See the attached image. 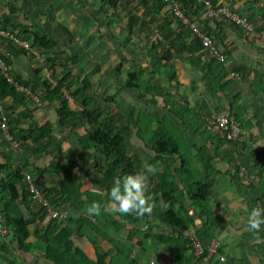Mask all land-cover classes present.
Returning a JSON list of instances; mask_svg holds the SVG:
<instances>
[{"label": "crops", "instance_id": "obj_1", "mask_svg": "<svg viewBox=\"0 0 264 264\" xmlns=\"http://www.w3.org/2000/svg\"><path fill=\"white\" fill-rule=\"evenodd\" d=\"M134 1L139 2V0ZM213 1L226 6L229 11L250 23L256 36L227 20L214 25L206 20L204 11L196 9L195 14L190 15L191 21L211 37L218 53L223 56L222 62L212 57L214 71L207 73L199 71L200 63L204 61H198L197 54L190 53L191 50L188 48L190 39L186 29L178 24L175 25L172 18L164 16L162 13L164 9L157 14H151L141 3L139 4L146 12V24L153 22L157 28H160L156 37L158 40L162 35L168 34L165 24L170 22L169 28L174 33H171L168 41L177 47V55H172L168 61H156L168 51L174 53V49L168 48L166 43L155 42L153 45L150 34L143 35L141 32L135 33L137 40H133L135 35L131 31L139 26L129 33L124 30L125 27L122 31L120 29L119 33H115L114 29L106 31L108 38L117 43L115 50L119 57L122 55L123 65H117L119 72L116 67V71L122 74V83L111 95L114 98L109 106H106L108 112L99 113V118L108 115L111 121L110 124L107 123L108 127L104 133L109 137L119 135L122 138L124 156L129 159L136 158L134 164L136 169L133 174L141 171L146 165L155 163L154 156L144 148L142 141L137 139V133L143 135L145 139L147 132L154 130V118L157 117L163 122V126H167L170 133L176 134L179 152H177V160L174 154V161L168 162V167L179 168L180 159L184 160L182 167L185 168V174L177 178L176 183L179 197L182 198V208L177 211V216L183 220L186 227L181 231L170 228L155 217L168 210L159 195L150 194L151 188L158 182L159 175L163 174L165 164H160L157 167V174L150 178L149 195L155 204L151 215L138 218L134 224H128L118 214H101L93 218L86 214L81 205L78 210H72L67 204L61 203L55 209L61 216L53 219L29 200L33 217L39 220L36 226L38 229L45 228L50 219L57 220L51 226L49 235L53 236L59 228H64L69 233L71 241L88 258L93 259L96 252L102 256L105 264H264L262 237L264 227L255 235L246 228L248 210L252 208L254 200L264 193V42L257 37L258 32H264V0ZM78 2L85 4L84 8L88 12L91 9L92 20H95V14H103L102 10H98L99 5L96 1L78 0ZM118 2L124 9L126 5H122L120 0ZM147 6L149 7V4ZM38 16L40 14L36 11L30 23L36 24L35 19H39ZM105 19L114 20L113 17L107 19L106 16ZM64 21L75 26L76 33L82 36H85L86 31L89 30L85 25L88 24L87 21L84 23L81 18L69 16L67 13L62 15L61 21L53 20L62 30L66 29L62 25ZM40 26L42 27L43 24ZM31 28L26 34L37 31L55 39L56 46L52 50H44L33 47L31 41H28L30 47L28 53L33 57L29 61L19 52L14 54L12 49L8 52L0 45L1 53L10 58V70L13 73L28 79L32 76V68L37 67V80L46 79L51 84H55V80L61 76V71L54 82L48 77H43L42 60L37 58V55L42 51L54 54L60 46L61 50L66 49V54L70 56V63L66 64L69 69L74 64L77 66L82 64L84 58L80 57L86 56V50L84 52L85 46L80 44L82 41H78L75 34L67 38V33L55 34L51 29L48 30L46 25L40 30L36 28L31 30ZM72 61L73 65H71ZM80 72L83 79L86 72L82 70ZM128 72L138 74L137 89L123 87L125 73ZM171 73L174 82L168 86L167 75ZM231 74H236L237 78H230ZM99 75L95 76L97 82L102 81L101 73ZM218 76L221 78L217 83ZM70 79H73L72 72ZM70 79L69 89H72ZM35 84L39 82L30 85L27 91L40 94L42 98L39 97L38 100L29 93L36 98L35 102L31 96L24 93L29 98L25 105L35 126L45 122L51 125V138L59 144V151L51 146L44 154H31L33 145L30 142L39 135L37 131H33L28 134L29 143L27 142L28 145L24 146L21 152L10 151L5 159L0 156V162L6 161L11 168L23 166L21 177L30 173L34 179L38 178L37 184L41 187H56L61 181V176L53 172H41L40 169L54 162L56 169L60 170L65 165L63 156L73 153L79 164L74 170L73 179L79 192L91 195L93 200L97 198L100 202H105L107 192L104 188L111 185L117 175L102 180L103 175L96 171L98 167H102L103 173L107 168L99 158H96L97 155L92 150L84 152L77 142V137L83 134V128L72 131L69 125L74 121L68 122L69 125L61 128L58 127L56 110L59 102L57 100L47 102L43 98L41 85L39 84L38 88ZM105 85L107 86L108 83ZM207 85L210 86V90L207 89ZM99 86H102L101 83ZM146 86L150 95H144L139 90ZM150 88L160 92L155 95V91ZM63 93L65 94L64 90ZM68 99L70 98L67 97L69 109L76 110L73 101ZM93 104L94 101L89 108ZM3 105L6 109L10 108L11 99L6 100ZM9 110L15 115L24 110V107L15 106ZM168 110L177 113V119L172 117ZM223 110L227 111L240 126L242 136L236 142L219 143L214 132L205 126L207 118ZM139 118L142 120L140 121ZM147 120L153 122L148 123ZM181 120L184 121L183 124ZM28 124L29 121L25 120L20 122L19 126L26 128ZM123 127L126 129L124 130ZM7 175L8 173L5 177ZM253 183L256 184L253 186ZM187 190L190 194L186 192ZM190 195H194V198L192 196L190 199ZM93 200L88 201L89 203L86 201L84 205L88 207ZM83 201L84 197L81 196L80 202ZM245 205L247 208L244 207ZM21 211L27 216L22 207ZM87 218L91 221L90 224L85 223ZM213 218H217V221ZM33 228L31 226L29 230L32 231ZM185 231L194 233L203 246L210 240L216 241V254L204 263L196 260L192 257L182 236ZM27 241L30 243L29 253L18 252L16 242L13 241V255L6 257L5 260H14L18 263L25 259L35 261L36 264H47L38 258L43 252L44 242L33 238ZM218 256H222L225 262H219Z\"/></svg>", "mask_w": 264, "mask_h": 264}, {"label": "trees", "instance_id": "obj_2", "mask_svg": "<svg viewBox=\"0 0 264 264\" xmlns=\"http://www.w3.org/2000/svg\"><path fill=\"white\" fill-rule=\"evenodd\" d=\"M98 2V10H102L104 16L109 18L117 19V14L114 15V11L123 12L122 6L119 5L118 0H93ZM212 5H221L217 2L210 0ZM148 9L151 14H157L162 9H164L163 15L172 18L169 9L166 4L161 2H154L151 0H139V4ZM149 4V7L147 6ZM181 10L185 15L186 19H190L191 14H195L196 9L202 10V7L195 0H180ZM124 16L127 18V23L125 27L126 33H129L133 28L139 26L137 19L130 16L128 13L124 12ZM175 25H179L186 29L190 43L188 48L191 50L190 53L197 54L198 61L201 62L199 66V71L207 73V71H214L212 64L214 59L209 56L206 51L200 46L199 41L191 34V32L181 23L175 22L171 19ZM170 23V22H169ZM169 23L165 24L167 29V35H162V42L166 43L168 48L174 49V53L171 54L169 51L166 54H163L160 58H157L156 61L164 62L168 61L169 57L176 54L177 47L172 42H169L168 39L171 36V33H174L169 28ZM219 24V23H218ZM217 25V24H214ZM207 34V33H206ZM208 35V34H207ZM209 36V35H208ZM28 40L31 41L33 47L41 48L44 50H52L55 48L57 41L46 35L39 34L37 31H31L27 34ZM210 37V36H209ZM12 51L15 53H20L23 56L27 57L30 61L33 57L27 51L15 50L12 48ZM188 53V54H190ZM1 57L6 63L8 68V74L12 78V81L28 90L29 86L35 82H39L43 89V98L49 102L51 100H57L59 106L56 110L57 121L56 124L58 127H63L69 125L68 122L74 121L73 124L69 125V128L73 131L83 128V134L77 137V142L79 146L83 149L84 152L92 150V152L97 155L96 158H99L100 162L104 164L107 168L103 173L101 172L100 167L97 169L98 174L103 175L102 180H107L111 176L116 174L117 176H123L125 174H133L135 171V161L136 158L129 159L123 154L124 144L122 138L119 135L109 137L104 133V123L106 121L111 122L108 115H103L102 117H97L99 111L97 108L94 110H89V106L92 104V97L87 94V90L90 86V82L87 77H84L80 84L75 86L72 89H69V79L71 78L70 69L66 64L61 66V76L59 79L55 80V84H51L48 80L42 79L41 81L37 80L38 68H32V76L28 79H23L21 76L13 73L10 70V58L6 57L0 53ZM11 55V54H9ZM47 62L52 65L53 61L48 59ZM219 62V61H218ZM222 62V61H221ZM73 65V61L71 63ZM119 72V68L117 67ZM219 75V74H218ZM232 78L231 75H229ZM206 78V77H205ZM217 83L220 78L217 77ZM138 79V74L136 72L125 73V79L123 81L125 89H137L139 86L136 83ZM174 82L173 73L167 75V85L169 86ZM208 83V80H206ZM207 89L210 90V86L207 85ZM65 91V94L63 93ZM140 92L144 95H150L149 89L139 88ZM150 90L155 91V95H158V90L150 88ZM30 92V91H29ZM142 94L140 96H142ZM167 96V95H166ZM67 97H69L76 106V110L69 109L67 103ZM40 98H42L40 96ZM114 97L106 96L104 101L110 103L113 101ZM11 99V106L7 108L3 105L6 100ZM29 98L23 93L17 91L12 84L6 82V80L0 74V105L2 111L6 115L8 131L13 137V139L18 143L19 152L24 146L28 145V134L33 131H37L39 135L34 141L30 142L33 145L31 154L46 153L49 147H54L59 151V144L52 140L51 138V125L48 122L40 126H35L30 115L29 110L27 109V102ZM15 106H22L24 110L13 115L9 109H12ZM74 106V107H75ZM169 114L177 119V113L172 110H168ZM140 117V116H139ZM140 119V118H139ZM28 120L29 124L26 128H21L19 126L20 122ZM142 119H140L141 121ZM234 121V120H233ZM147 122H153V120H147ZM146 122V123H147ZM181 124L184 123L182 120ZM155 128L147 132V136L144 139L143 135L137 133L136 137L142 141L144 148L151 152L154 156L153 161L154 165L158 167L160 164H165L163 168V174L159 175V179L155 187L151 188L150 194L155 193L159 195L160 200L168 207V210L164 213H159L155 216L160 222L166 224L170 228H176L178 230H183L186 226L183 223V220L177 216V211L182 208V201L180 193L177 189V178L179 179L183 174H185V168L182 167L184 163L183 159H180L181 166L179 168H169L168 162L174 161V154L177 160V152H179V144L177 142V137L174 132L170 133L167 130V126H163V122L157 117L154 118ZM166 123V122H165ZM235 125L240 129L239 124L234 121ZM124 130L126 129L123 127ZM210 130V129H209ZM241 130V129H240ZM215 134V133H214ZM217 135L215 134V137ZM219 143L232 142L216 137ZM28 142V143H27ZM5 143L1 136L0 131V156L4 159L7 157L10 151H6ZM18 152V153H19ZM17 153V154H18ZM65 165L60 170H57L54 162H50L48 166L40 169L41 172H53L61 176V181H59L56 187H41L37 184L38 178L34 179L35 184L38 186L39 190L43 193L45 198L48 201L49 206L52 209H56L61 203H65L72 210H78V207L81 205L82 209L86 212L87 207L84 203L91 201L92 196L87 193H80L79 188L74 183V170L77 168L78 161L75 158L73 153H68L63 156ZM21 168H11L7 162H0V215L4 219V226L7 229V235L11 240L15 241L17 245L18 252L29 253L30 243L27 241L30 238L35 239L36 241H43L44 248L41 255H38V258L43 260L47 264H105L104 259L98 253H94V258H88L75 244L71 241L69 233L64 228H59L57 232L51 236L49 235V230L57 220H48V224L43 229H38L37 223L39 220H36L33 217V213L29 208L30 199L26 192L25 184L23 178L20 175L22 170ZM8 173L7 177L5 175ZM30 175V173H29ZM31 176V175H30ZM172 181V182H171ZM253 183L252 185L254 186ZM258 184V183H257ZM111 185L106 186L104 190L110 188ZM189 193V191H186ZM190 194V193H189ZM81 196L84 197L83 203L81 201ZM194 198V195H190V199ZM99 201V199L94 198L93 201ZM100 202V201H99ZM259 202L261 207H264V193L256 198L253 202L255 204ZM89 203V202H88ZM88 205V204H87ZM21 207L26 211L27 216H25ZM34 207V206H33ZM43 210V209H42ZM40 211L41 213L44 211ZM128 224H134L138 218L134 216H123L118 214ZM94 218V217H93ZM96 218V216H95ZM214 221H217V218H213ZM90 224L91 221L87 218L86 222ZM33 226V230L30 231L29 227ZM211 226V225H209ZM264 230L262 231V237ZM264 240V238H263ZM186 242V241H185ZM198 260V259H196ZM225 262V261H224ZM222 262V263H224ZM9 264H36L35 261H26L25 259L20 262H15L11 260Z\"/></svg>", "mask_w": 264, "mask_h": 264}, {"label": "rangeland", "instance_id": "obj_3", "mask_svg": "<svg viewBox=\"0 0 264 264\" xmlns=\"http://www.w3.org/2000/svg\"><path fill=\"white\" fill-rule=\"evenodd\" d=\"M120 2L122 5H126L123 12H121V10L114 11L113 14H117L118 18L106 21L104 14H95V20H92L91 15H93V12H91V9V13L88 12V10L84 8L85 4H79L80 2H78V0H0V29L7 31L19 41L26 42L27 44L30 40H28L26 32L27 30L29 31L31 27H33L31 30L34 28L40 30L45 28L46 25V28H48V30L51 29L55 34L67 33V38H71L73 34H75L77 40L80 42L82 41L80 44L85 46L83 49L84 52L86 50V56L80 57L84 58L80 66L79 64L78 66L77 64H74L70 69L73 74V79H70V88H73L76 84L79 85L82 79L80 71H85V77L90 81V87L87 90V94L92 97L94 101V104L89 109L94 110L95 108H98V111L100 110L99 113H107L108 107L106 106H109V104L103 101V99L106 96L111 97L112 93L117 89V86L122 83V74L116 71V67L118 64L121 66L123 65V58L122 55L120 56L121 58L118 56V53L115 50L117 43L113 39L108 38L106 31H110V29H114L115 33H119L120 29L122 31V29L126 27L125 22L127 23V18L124 16V12H126L139 22V28L131 31L132 33L134 32L133 35L137 32H141L143 35L149 33L150 37L153 38V45L155 42L162 43L160 35L158 36V38H160L159 40L156 38L160 28H157L153 22L146 24L147 15L146 12L140 8L139 2L134 0H120ZM36 11L40 14V16H38L39 19H35V21H37L36 24H34L35 22L30 23L32 19H34L33 16ZM65 13L69 16L71 15L73 17L81 18V20H84V23L86 21L88 22V24L86 23L85 25L86 27H89V30L86 31L85 36L76 33L75 26L65 21V23L62 24L66 27L65 30H62L61 26L59 27V24L53 22L54 19L61 21V17ZM46 17H48V19ZM39 23L43 24V26L41 27ZM79 35L82 37H78ZM135 39L136 35L133 40ZM83 43H85V45ZM0 45L7 49L8 52H10L12 48H15V50L22 49L18 45L5 39L1 40ZM8 47H10V49H8ZM61 48L62 47L60 46L59 49H56L57 52L54 54L42 51V53H38L37 55V58L42 60L41 66L42 69H44L42 70L41 75L43 77H48L51 82H54L59 76V72L62 71L60 65L70 63V56L69 54H66L67 50L64 48V50H61ZM27 52H30V50ZM47 59L53 61L52 65L46 62ZM99 73L102 75L101 82H97L95 78V76H100ZM99 82L102 86H99ZM106 83H108L107 86L105 85ZM35 85L39 88V84ZM29 93L37 99L41 96L40 94H35L31 91ZM129 95L134 97L132 94ZM97 117H99V114ZM107 123L110 124L108 121H106V124L104 123V128L106 126L105 130L108 127ZM13 244V241L8 235L0 236V264H9L7 263L9 260H5V258L13 255Z\"/></svg>", "mask_w": 264, "mask_h": 264}, {"label": "built area", "instance_id": "obj_4", "mask_svg": "<svg viewBox=\"0 0 264 264\" xmlns=\"http://www.w3.org/2000/svg\"><path fill=\"white\" fill-rule=\"evenodd\" d=\"M151 1L161 2L166 4L172 19L175 22H179L183 24L191 32V34L199 41L200 46L206 51V53L209 56L214 57L219 62L223 60V56L218 53L217 48L215 47L211 37H209L205 32L200 30L199 27L193 21L186 19L185 15L183 14V11L181 10L180 0H151ZM195 1L201 5L206 20L210 21L211 23L218 24L222 20H227L234 23L243 31L251 33L253 36L255 35L254 28L252 27V25L246 22L244 19L238 17L235 13L229 11L226 6L212 5L210 0H195ZM257 37L264 42V32H258ZM2 39H5L9 42L18 45L25 51L30 50V47L26 42L19 41L12 34L0 29V43ZM0 53H1V48H0ZM0 74L6 80V82L12 84L17 91L29 95V92L25 88L15 84L12 81V78L8 74V68L6 66V63L1 57V55H0ZM231 76L237 78L236 74H231ZM31 98L35 102L37 101L36 98H34L33 96H31ZM205 126L211 129L217 135L218 138L227 141L236 142L240 140L242 136V131L235 125L232 117L225 110L220 111L207 118L205 121ZM0 131H1L2 139L5 143L4 146L5 150L14 153L18 152L19 151L18 143L13 139V137L8 131L6 115L2 111L1 105H0ZM23 181L29 199L33 204L43 209L44 212H46L50 218L56 219L61 216L59 212H57L56 210L52 209L49 206L47 199L45 198L43 193L39 190L38 186L35 184L32 176H30L29 174H23ZM253 207H261V204L259 202H256L255 204H253L252 208ZM5 235H7V229L4 226L3 217L0 215V236L2 237ZM182 236L186 241V244L188 246V249L192 257H194L195 259H198L199 261L204 263L212 255L216 254V247H217L216 241L210 240L207 243V245L203 246L199 242L197 237L194 235V233L185 231L182 233ZM263 238H264V234H263ZM218 261L224 262V258L222 256H218Z\"/></svg>", "mask_w": 264, "mask_h": 264}, {"label": "clouds", "instance_id": "obj_5", "mask_svg": "<svg viewBox=\"0 0 264 264\" xmlns=\"http://www.w3.org/2000/svg\"><path fill=\"white\" fill-rule=\"evenodd\" d=\"M158 168L146 165L135 174L117 176L107 190L105 202L92 201L86 209L90 217L101 214H120L143 218L151 215L155 204L149 195L150 178L155 176ZM247 208V205L244 206ZM264 227V207H253L248 210L246 228L253 235L261 232Z\"/></svg>", "mask_w": 264, "mask_h": 264}]
</instances>
